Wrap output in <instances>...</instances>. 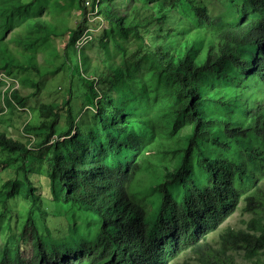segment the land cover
Segmentation results:
<instances>
[{
    "label": "trees",
    "instance_id": "16d2710c",
    "mask_svg": "<svg viewBox=\"0 0 264 264\" xmlns=\"http://www.w3.org/2000/svg\"><path fill=\"white\" fill-rule=\"evenodd\" d=\"M62 70L79 94L39 104L36 158L0 130L22 161L0 195L31 203L0 264H262L264 0H0L1 86ZM150 155L170 158L158 187ZM241 205L245 228L212 243Z\"/></svg>",
    "mask_w": 264,
    "mask_h": 264
},
{
    "label": "rangeland",
    "instance_id": "374dc122",
    "mask_svg": "<svg viewBox=\"0 0 264 264\" xmlns=\"http://www.w3.org/2000/svg\"><path fill=\"white\" fill-rule=\"evenodd\" d=\"M66 19H69V17H66ZM79 19L80 16L78 15V12H74V16L72 18V26H74ZM15 31H17V29H15ZM49 42L50 46L48 47V49L41 50L36 55L37 65L40 67L41 70H44L51 64L53 58V52L51 54L52 48H55L60 54L64 49V42L60 37L51 38ZM10 47L15 48L13 43H10ZM90 56L92 58L96 57L93 53H90ZM114 58L117 59V57ZM20 76L21 74L15 71L12 74L11 78L20 84L19 89L17 91L19 97L25 100L24 107L26 108H21V106L19 107V105H16V103L12 101L11 102L16 105L17 110L14 108V106L9 107V93L8 91H6L8 84L5 82L4 79V82L2 83L3 86H1L0 83V108L3 107L5 110V113L0 114V130L8 133L11 137L15 139L25 142L28 147L30 146V149L33 147V149L30 151L29 158V160H32L33 158H36L37 153L42 151H40L39 144L36 143V140H38V136L36 134V127L38 126L41 120L38 114L39 104H61L65 102V100L70 96L79 94V86H75V88L71 86L72 79L67 76V73L64 70L55 74L49 73L45 76H38V74L32 73L31 75H29L31 81L26 83L22 82V78H20ZM71 91L73 92V94H71ZM77 97L78 101H72V103L74 104L79 102L81 105L83 99L79 95H77ZM29 120L31 122L28 125V133L33 135L32 139L28 136H25L24 130V126ZM33 139H35V142L33 141ZM32 143L33 145H31ZM9 155L10 154L7 151L3 153L0 151V191L4 190L6 182L16 177L17 169L19 166L22 165V161L19 158L17 160L15 159L16 157L9 159ZM150 157L153 161H155L153 162V164L158 167V169L155 171L154 177L150 181H152L153 183L152 187H158V177L163 174V170L161 168L162 162L170 161V158L163 157L162 155H150ZM25 168H30L28 163L25 165ZM32 171L35 170L32 168ZM19 176L21 177V174H19ZM141 178L143 182L141 184V188L147 189L148 186L146 182L149 180L148 176H141ZM32 179L34 181H37L39 178L33 175ZM39 180L43 184L42 191H46L48 189V186L46 185L48 179L40 178ZM42 199L45 201L48 200L46 195L42 196ZM30 207L31 203L25 202L24 198H22L21 196H14L7 199L5 195H0V251L6 243L12 244L13 241H16V238L20 234L18 227L21 224V219H19V217H26L28 208ZM243 208L244 206L241 205L233 214V216L223 224L220 230L213 233L209 237L212 243L217 244L219 242V236L221 232H223L229 227L235 229L245 228L246 221L250 218V215L246 213ZM19 214L21 215L19 216ZM10 219L14 221L12 230H8L7 226ZM50 225L53 226L52 223H50ZM62 227L63 234L66 233L64 239H70V234L67 231V223L63 222ZM186 258L187 255L182 256L180 260ZM238 260L240 264H246L245 261H242L239 258ZM258 262H262V264H264V257H262Z\"/></svg>",
    "mask_w": 264,
    "mask_h": 264
},
{
    "label": "bare ground",
    "instance_id": "6f19581e",
    "mask_svg": "<svg viewBox=\"0 0 264 264\" xmlns=\"http://www.w3.org/2000/svg\"><path fill=\"white\" fill-rule=\"evenodd\" d=\"M5 82L8 84L6 91H8L9 94L19 89L20 84L17 81L13 80L12 78L5 76Z\"/></svg>",
    "mask_w": 264,
    "mask_h": 264
},
{
    "label": "clouds",
    "instance_id": "9594fccd",
    "mask_svg": "<svg viewBox=\"0 0 264 264\" xmlns=\"http://www.w3.org/2000/svg\"><path fill=\"white\" fill-rule=\"evenodd\" d=\"M4 113H5V112H4ZM26 136H28V137L30 136L29 138H31V139L33 138L32 135H26ZM33 141H34V139H33Z\"/></svg>",
    "mask_w": 264,
    "mask_h": 264
}]
</instances>
